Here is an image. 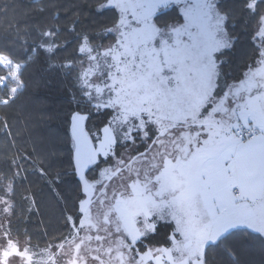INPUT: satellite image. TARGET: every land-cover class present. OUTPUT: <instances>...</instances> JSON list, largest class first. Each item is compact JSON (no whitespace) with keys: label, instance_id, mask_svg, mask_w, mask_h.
Here are the masks:
<instances>
[{"label":"snow or ice","instance_id":"1","mask_svg":"<svg viewBox=\"0 0 264 264\" xmlns=\"http://www.w3.org/2000/svg\"><path fill=\"white\" fill-rule=\"evenodd\" d=\"M244 4L255 11L257 0ZM99 7L118 18L105 30L113 43L93 46L80 37L87 67L80 62L77 81L90 107L71 116L82 194L76 218H67L73 232L40 251L21 249L5 232L0 264H57L59 256L66 264H209L210 248L235 251L237 232L264 236V16L252 63L229 82L220 58L232 36L217 0H104ZM169 9L176 15L160 23ZM57 37L54 28L42 31L37 47L54 53ZM22 69L0 51V87L14 84L13 96ZM93 108L112 110L95 132L86 126ZM137 141L150 143L117 155L118 143ZM111 157L116 163L101 168ZM97 169L100 178L90 177ZM162 222L174 225L168 246H148Z\"/></svg>","mask_w":264,"mask_h":264},{"label":"trees","instance_id":"2","mask_svg":"<svg viewBox=\"0 0 264 264\" xmlns=\"http://www.w3.org/2000/svg\"><path fill=\"white\" fill-rule=\"evenodd\" d=\"M104 0H0V51L10 53L23 65L22 88L14 96L10 87H0V201L12 205L2 211L0 203V245L4 233L18 241L21 249L34 251L58 245L73 232L68 217L76 218L82 198L78 177L71 162V116L82 111L86 98L77 81L80 37L87 35L93 46L114 42L111 28L118 13L100 9ZM228 14L232 47L220 58L222 77L229 82L252 63V39L264 0H257L255 11L244 0H217ZM161 16L160 23L171 22L176 13ZM54 28L57 48L48 53L37 45L41 32ZM73 65L70 71L66 65ZM8 99V103H3ZM108 109H92L86 126L93 132L110 119ZM98 170L90 172L97 176ZM11 185V190H9ZM148 246H168L172 226L162 223ZM235 251L225 255L220 248L208 250L209 264H264V237L247 230L231 238ZM53 252L57 249L52 248Z\"/></svg>","mask_w":264,"mask_h":264},{"label":"rangeland","instance_id":"3","mask_svg":"<svg viewBox=\"0 0 264 264\" xmlns=\"http://www.w3.org/2000/svg\"><path fill=\"white\" fill-rule=\"evenodd\" d=\"M263 16H264V14H263ZM84 66L87 67V61L86 60H85ZM13 86H15V85L12 83L9 84L10 88ZM21 88H19L18 91H20ZM10 95H12L11 92H10ZM108 110L111 112V115H112V110L111 109H108ZM111 115H110V118H111ZM70 127H71V125H70ZM148 143H150V141ZM148 143H141L140 141H137L136 145H132L131 143L124 144L123 142H120L115 146V151H116L117 155H121V154L127 155L129 153L134 155L136 152L145 151V149L148 147ZM115 163H116V157H111L110 158V164H101V168L110 167L111 164H115ZM99 178H100V173L98 170L96 179H99ZM162 223H164V222H162ZM172 227H174V225ZM21 247H22V244H20V248ZM56 251H54V252H56ZM67 259H68L67 256H59L57 264H66ZM11 264H22V261L19 260L18 258H13L11 261ZM88 264H95V261H93L91 258H89Z\"/></svg>","mask_w":264,"mask_h":264},{"label":"crops","instance_id":"4","mask_svg":"<svg viewBox=\"0 0 264 264\" xmlns=\"http://www.w3.org/2000/svg\"><path fill=\"white\" fill-rule=\"evenodd\" d=\"M264 237V236H263Z\"/></svg>","mask_w":264,"mask_h":264}]
</instances>
